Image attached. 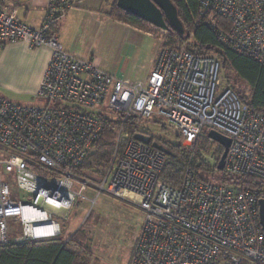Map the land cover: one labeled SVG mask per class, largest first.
Instances as JSON below:
<instances>
[{
	"label": "built area",
	"instance_id": "2783aa9c",
	"mask_svg": "<svg viewBox=\"0 0 264 264\" xmlns=\"http://www.w3.org/2000/svg\"><path fill=\"white\" fill-rule=\"evenodd\" d=\"M82 0H46L40 27L0 6V48L8 42L46 46L50 59L35 104L0 95V244L61 236L77 197L87 188L136 204L143 221L128 264H264L258 199L264 198V112L253 110L221 81V64L188 42L162 46L145 79L117 78L93 59L65 51L56 26ZM202 22L220 42L264 64V0H198ZM227 20V27L219 24ZM162 30V29H160ZM160 119L181 143L202 138L199 164L223 176L197 179L187 171L179 186L160 179L164 154L124 130L126 118ZM113 150L107 161L86 164L109 122ZM214 130L230 139L218 170ZM12 174L26 200L12 197ZM254 177L260 189L225 177ZM54 211L61 213L57 215ZM20 234L12 236L8 219Z\"/></svg>",
	"mask_w": 264,
	"mask_h": 264
},
{
	"label": "rangeland",
	"instance_id": "374dc122",
	"mask_svg": "<svg viewBox=\"0 0 264 264\" xmlns=\"http://www.w3.org/2000/svg\"><path fill=\"white\" fill-rule=\"evenodd\" d=\"M2 1L4 5L0 0V6L9 9V5H5L7 0ZM36 2H20V13L26 8L30 10L28 21H36L40 17ZM115 7L116 0H82L79 7L70 10L59 22H62L60 28L59 24L56 26L59 41L65 42L80 57L112 62L114 73L127 72L128 77L145 79L147 76L130 70L133 66L142 70L148 68L157 51L166 43L168 31L147 25L144 29L150 34L135 33L115 19ZM108 17L114 19L113 24L108 22ZM36 71L37 65H33L30 60L17 59L12 50L0 51V95L16 103L35 104L31 87ZM230 76H234L232 71ZM220 78L224 83L227 81L222 70ZM244 90L248 92L249 87L246 86ZM139 128L153 137L171 143L180 142L187 147L181 143L176 129L164 120L142 119ZM114 139L113 132V138L108 141L111 147ZM103 145L102 141L97 144L86 164L108 160L98 159L96 155ZM3 175L8 181L12 197L27 201L26 192L17 186L13 175ZM59 221L70 229L64 226L63 237L67 238L77 230L86 235V241L82 244L91 255L89 264H128L141 228L143 212L126 199L105 191L97 194L92 188H87L81 197H77L67 219ZM7 222L11 227V235H19L20 227L14 219L10 218Z\"/></svg>",
	"mask_w": 264,
	"mask_h": 264
},
{
	"label": "trees",
	"instance_id": "16d2710c",
	"mask_svg": "<svg viewBox=\"0 0 264 264\" xmlns=\"http://www.w3.org/2000/svg\"><path fill=\"white\" fill-rule=\"evenodd\" d=\"M171 1L177 8L178 17L183 25V32L180 33L175 27L168 25L167 41L163 46L187 41L188 49L195 54H215L227 79L225 83L236 92L242 102L249 105L253 110L264 112V64L222 44L214 30L201 21L198 0ZM115 10L117 18H114L120 22L140 30H146L144 28L147 25L152 26L117 7ZM217 22L227 27L228 22L225 18L219 17ZM230 71L234 73L232 78ZM246 86L249 87L248 92L244 90ZM119 123L120 120L117 119L114 120V123L109 122L106 126L98 141V144L101 141L105 144L96 153L98 159H109L113 147L108 144V141L113 138L114 129ZM139 125V119L130 115L124 122V130L129 132L130 136H134L136 133L147 134L151 137V141L159 142L168 149V153L164 154V164L159 175L163 182L171 186H179L188 170L197 179L223 176L221 173L209 172L206 165L199 164L197 161L200 149L207 142L205 137L194 147H185L180 142L171 143L159 137H153L147 131L141 130ZM177 136L179 137L178 134ZM221 153L222 147H219V156ZM234 179H240L241 182L253 188L260 189L263 185L262 181L254 177H225L226 181ZM84 241H86V235L77 230L68 239L60 236L23 243L0 244V264H89L91 255L83 246L82 242Z\"/></svg>",
	"mask_w": 264,
	"mask_h": 264
},
{
	"label": "water",
	"instance_id": "95a60500",
	"mask_svg": "<svg viewBox=\"0 0 264 264\" xmlns=\"http://www.w3.org/2000/svg\"><path fill=\"white\" fill-rule=\"evenodd\" d=\"M116 7L125 13L138 17L157 29L167 31L168 25H171L178 32H183V25L178 17L177 8L171 0H116ZM207 136L222 147V153L217 165L218 170H222L230 145V139L214 130L209 131ZM134 137L143 143H151L153 148L161 151L163 154L168 153V149L164 145L151 141V137L147 134L136 133ZM258 217L264 232V198L258 199Z\"/></svg>",
	"mask_w": 264,
	"mask_h": 264
},
{
	"label": "crops",
	"instance_id": "0c3cea01",
	"mask_svg": "<svg viewBox=\"0 0 264 264\" xmlns=\"http://www.w3.org/2000/svg\"><path fill=\"white\" fill-rule=\"evenodd\" d=\"M36 1L37 2L35 3V6L39 7V10L41 12L39 19L36 20V21H28L27 20V16L29 15V12H30L29 8L28 9L26 8L23 13H20V11H19L18 7L21 6L20 2H27V0L26 1H23V0H7V4H5V5H9L10 8L16 7L17 10H18V19L19 20L27 23L28 25H30V26H32L34 28H38L42 24L44 13H45V10H46L47 2H46V0H36ZM1 2L3 4L2 0H1ZM107 20L111 24L114 23V19L113 18H109L108 17ZM120 23H122L127 28H131V30L133 32H135V33L150 34L146 30H140L138 28L132 27L129 24H126V23H123V22H120ZM61 25H62V22L59 24L58 29L60 28ZM58 29H57V33H58ZM57 36H58V34H57ZM58 41H59V38H58ZM59 43L61 44L62 48L65 51L70 52V53L74 54L77 57H80L77 54H75V52H73L68 47V45L65 42H60L59 41ZM4 50H12L14 55L17 57V59L30 60L33 63V65H35V66L37 65V71L35 73V77H34V80L32 81V87H31V89L33 90V97L35 99V96H34L35 95V91H36V89H37V87H38V85H39V83H40V81H41V79L43 77L44 70H45V68L47 66V63H48L49 59H50V49L48 47H46V46L32 48V47H29L27 44H25L23 42L17 41V42L5 43L0 48V51L3 52ZM158 53H159V51H157V53L155 55V58L152 60V62L147 65V67H148L147 69L142 70V69L137 68L136 66H133L130 71L133 70V71L137 72L141 76H148V74L150 73V71L154 67V64H155V61H156ZM80 58H83V57H80ZM90 58L91 57L83 58V59H90ZM96 63L104 71L114 75L117 78L128 77V75L126 74L127 72H121V71L118 72L117 71V72L114 73V64L112 62L103 61V60H96ZM35 102H36V100H35ZM54 213L57 214V215L61 214L58 211H54ZM64 226L67 228V225L61 224V237H63ZM67 229L70 230L69 228H67ZM72 234H71V236H72ZM71 236H69V237H71ZM69 237H67L66 239H68ZM63 238H65V237H63Z\"/></svg>",
	"mask_w": 264,
	"mask_h": 264
}]
</instances>
